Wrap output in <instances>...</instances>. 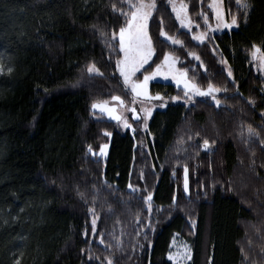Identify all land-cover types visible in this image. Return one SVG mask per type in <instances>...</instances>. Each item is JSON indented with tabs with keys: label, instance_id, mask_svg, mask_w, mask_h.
Masks as SVG:
<instances>
[{
	"label": "trees",
	"instance_id": "16d2710c",
	"mask_svg": "<svg viewBox=\"0 0 264 264\" xmlns=\"http://www.w3.org/2000/svg\"><path fill=\"white\" fill-rule=\"evenodd\" d=\"M184 2L195 30H205L200 13L213 21L211 0ZM223 2L238 29L199 44L167 0H156L147 69L171 54L201 89H221L213 93L221 103H170L132 135L92 111L94 102L128 97L118 39H110L123 24L111 9L120 0H0V264H106L109 256L171 264L176 235L192 248L189 264H264V146L240 135L251 125L264 138V76L250 56L253 45L264 49V0H248L246 22L235 0ZM161 21L181 43L159 35ZM90 64L103 75L87 72ZM151 93L185 96L165 83ZM109 140L105 161L88 151Z\"/></svg>",
	"mask_w": 264,
	"mask_h": 264
},
{
	"label": "snow or ice",
	"instance_id": "6c2138e0",
	"mask_svg": "<svg viewBox=\"0 0 264 264\" xmlns=\"http://www.w3.org/2000/svg\"><path fill=\"white\" fill-rule=\"evenodd\" d=\"M167 3L171 5L172 11L176 14V20L179 21L180 26L191 31L194 21H192L188 14V5L184 2V0H179V3H177L176 0H167ZM235 3L239 9L243 10V18L246 22L247 12L251 5L249 4L248 0H235ZM222 5L223 0H212V2L209 4V7L215 13V19L217 21L216 27H224L228 29H231L233 26L238 27L237 15L232 14L231 10L229 9L228 14L231 15V20L229 22L225 18V11ZM156 8V0H120V7H117L116 3L111 4L112 11L123 17L122 26H119L118 32L114 31L111 33L110 39H117L118 37L119 51L123 53L122 58L116 61V67L119 70L120 76L123 77L124 84L130 88L131 92L134 94V97H143L144 101L148 102L152 100H159L161 102L159 107L163 108L166 106L165 98L159 94H156L155 96L150 95L148 92V85L149 81L155 79L157 76H162L164 79H168V77L171 76L172 79L176 81L177 85L183 84L184 95L188 97L189 100L192 98L189 93L199 96H211L215 101L216 106H219L221 101L217 99L213 93L219 92L221 89L214 88L211 84H209L208 88L203 90L198 85L192 83L187 78L186 69L180 70L175 68L176 60L171 56V54L164 55L162 62L155 65V71L144 68V66L149 63L155 54L152 37L149 34V20L152 18L153 12L156 11ZM200 15L202 16L204 23L208 24V15L203 12H201ZM162 23L163 22L161 21L160 24L157 25L159 35L166 37V39L170 40L173 44L181 43L179 40L168 35V33L163 30ZM195 26L199 27V24H196ZM208 26L211 28L210 24H208ZM101 35H104V33L102 32ZM193 39L203 42L205 39V34L200 33L199 35H195L193 36ZM250 56L251 60L256 62L261 70H264V49H261L257 45H253L252 49L250 50ZM195 59L199 60V57L195 56ZM141 69H144V71L141 72ZM4 70L5 68L3 64L0 63V73H2ZM86 70L89 73L103 75V73L100 72L99 68H97L95 64H90L87 66ZM7 71L11 73L12 69L8 68ZM138 72L141 73L142 78L136 77ZM228 75H232L230 69L228 71ZM134 77L136 78L134 79ZM112 99L119 101L121 106L124 105V101L119 96H114ZM171 99L176 100L179 99V97H172ZM132 103H136L135 99H133ZM141 103L143 104V101ZM249 103L254 104V101L249 100ZM97 108L100 109L101 112H106L112 119L121 122L124 128H132V125L128 123V119L126 117L116 115L115 108L109 107L106 101L94 102L92 104V109ZM128 111L133 113L135 119H142L143 127L145 130H147V121L152 115L151 108L141 107L140 111L144 113L143 118L137 114V109L135 107L128 108ZM245 134L247 136V138L243 140L245 144L254 142L253 138H256L255 142H258L260 145L264 146V138H260V133L251 125H248L246 129L242 128L240 133L241 137H245ZM105 135L110 137L111 133L105 132ZM203 144L205 149L209 147V141L207 139L203 141ZM107 149V143L101 145L99 148V155L101 157H106ZM88 151L93 155L96 154L93 152L91 146H89ZM253 163H255V161H253ZM142 176L143 173H141V177ZM129 188H133V186L129 184ZM133 191H135V189H133ZM183 191L185 193L189 192L187 166L184 167ZM81 195L83 196V193H81ZM144 199L147 202V211L150 214L152 210V194L149 192ZM175 202L176 198L173 196V204H175ZM97 218L98 217L94 215V218L91 222L92 234L94 236L96 235ZM192 227L193 229L195 228V220H192ZM99 242L100 244L105 245L106 248L111 247V245L105 244L102 234L99 236ZM172 244L174 247H176V251H170L168 253V259L173 261V264H183V262L190 261L192 259L190 245L181 243L179 246H177L175 239H173ZM88 258L92 259L91 255H89ZM97 259L99 258L97 257ZM105 261L106 264H114V259L111 256L105 257ZM15 264H19V260H17ZM101 264H105V262L102 261Z\"/></svg>",
	"mask_w": 264,
	"mask_h": 264
},
{
	"label": "rangeland",
	"instance_id": "374dc122",
	"mask_svg": "<svg viewBox=\"0 0 264 264\" xmlns=\"http://www.w3.org/2000/svg\"><path fill=\"white\" fill-rule=\"evenodd\" d=\"M176 2L179 3V0H176ZM211 2H212V0H211ZM222 7H223V9H224V2H223ZM171 8H172V7H171ZM211 10H212V9H211ZM224 11H225V9H224ZM173 13H174V12H173ZM212 13H213V17H214V19H213L212 22H209V21H208V24L211 25V28H209L208 24H205V28H206V29L203 30V31H202V30H197V31H196L194 25L192 26L191 31H189L187 28H182V27L180 26L179 21H178V24H179V26H180L181 29L188 31V32L192 35V38H193V36H195V35H199L200 33H204V34H205V39L203 40V42H205L209 36H213V35H215V34H220V33H224V32H232V31L238 29L237 26H233L231 29L224 28V27L217 28V27H216L217 21H216V19H215V13H214L213 10H212ZM174 15H175V17H176V14H175V13H174ZM225 18H226V14H225ZM226 19H227V18H226ZM227 20H228V19H227ZM228 21L230 22V20H228ZM117 39H118V37H117ZM193 40H194L196 43H199V44L203 43V42H201V41H199V40H197V39H193ZM170 42H171V41H170ZM122 56H123V53H122ZM171 56H172V55H171ZM172 57H173V56H172ZM153 58H154V55H153L152 59L149 61V63H148L147 65L144 66L145 69H147V68L151 65V63H152V61H153ZM173 58L176 60L175 68H176V69H180V70H182L181 68H179V65H178V61H177V59H176L175 57H173ZM253 63H254L255 71H256L257 73L261 74L262 76H264V70H261V69L258 67V65H257L256 62L253 61ZM118 71H119V70H118ZM143 71H144V69H141V72H143ZM152 71H155V68H154ZM119 74H120V73H119ZM136 77L142 78V77H141V73L138 72V73L136 74ZM136 77H134V79H135ZM121 78H122V81H123V85H124V87H125V89H126V91H127V93H128V97H127V98H125V99L121 98V99L124 101V105L121 106V105L119 104V101H116V100L109 101V102H107V104H108L109 107H114V108H115V110H116V115H120V116H122V117H126V118L128 119V123H130V124L132 125V128H130V129H129V128H124V127L122 126V123H121V122H119V121H117V120H115V119H112L111 117L108 116V114H107L106 112H101L100 109H98V108H97V109H92V111H93V113H95V115H97L98 117L105 118L106 120L115 123V125H116V126H117V127L123 132V133H125V134L129 133V134H132V135H133V134H135V133H137V132H142V133H146V132H147V130H145V128L143 127L142 119H140V120L135 119L134 116H133V113H131L130 111H128V108H130V107H135V108L137 109V114H138L141 118H143V116H144V113H143L142 111H140L141 107H144V108H151V110H152V115H151V117H150V118L148 119V121H147V124H149V122H150V120H151L153 114H154L156 111H163V110H165V109L168 107V105H169L170 103L177 104V103L184 102V103H186V104H192L193 101L196 100V99H203V98H209V99H212L211 96H199V95H192V93H189V95L192 96V98H191L190 100H189L188 97H186V96H184V99H182V100H181V99H176V100L171 99V100H168V99L165 98L166 106L163 107V108H161V107H159V104L161 103L159 100H152V101L148 102V101H144V98H143V97H134V94L131 92L130 88L124 84L123 77H121ZM187 78H188V76H187ZM188 79H189V78H188ZM189 80H190V79H189ZM190 81H191V80H190ZM191 82H192V81H191ZM153 83L173 84V85H175L177 88H179V89H181V90L183 91V84L177 85L176 81H175L174 79H172L171 76H169L168 79H164L162 76H157L155 79L149 81L148 92H149L150 95H153V94L151 93V84H153ZM192 83H194V82H192ZM194 84H195V83H194ZM183 92H184V91H183ZM153 96H155V95H153ZM133 99H135V101H136L135 104L132 103ZM212 100H213V99H212ZM142 101H143V104L141 103ZM186 101H187V102H186ZM213 101H214V100H213ZM135 120H137V121H135ZM133 129H134V131H133ZM147 129H148V127H147ZM109 138H111V136H110ZM106 143L108 144L107 156H106V157H101V156L99 155V150H98L97 152H95V153H96L95 155H93L92 153H91V155H92V156H95L97 159H100V160L105 161V160L108 158V155H109L110 140H109V142H106ZM104 144H105V143H104ZM102 145H103V144H102ZM93 152H94V151H93ZM173 239L176 240V242H177V246H179L181 243H186V244H188V243L186 242V240H184V239H183L181 236H179V235H176ZM172 242H173V241H172ZM188 245H189V244H188ZM190 247H191V246H190ZM170 251H172V252H175V251H176V247H174L173 244H171ZM191 251H192V248H191ZM168 260H169V259H168ZM169 262H170L171 264H173V261H170V260H169ZM190 262H191V260H190V261L183 262V264H189Z\"/></svg>",
	"mask_w": 264,
	"mask_h": 264
},
{
	"label": "water",
	"instance_id": "95a60500",
	"mask_svg": "<svg viewBox=\"0 0 264 264\" xmlns=\"http://www.w3.org/2000/svg\"><path fill=\"white\" fill-rule=\"evenodd\" d=\"M135 121H137V120H135Z\"/></svg>",
	"mask_w": 264,
	"mask_h": 264
}]
</instances>
